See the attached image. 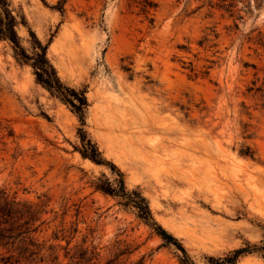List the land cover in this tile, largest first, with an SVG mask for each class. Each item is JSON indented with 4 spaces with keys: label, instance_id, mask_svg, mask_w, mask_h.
I'll return each instance as SVG.
<instances>
[{
    "label": "rangeland",
    "instance_id": "rangeland-1",
    "mask_svg": "<svg viewBox=\"0 0 264 264\" xmlns=\"http://www.w3.org/2000/svg\"><path fill=\"white\" fill-rule=\"evenodd\" d=\"M8 1L26 53L47 46L87 104L83 125L0 35V264H184L95 189L119 171L195 264L264 239V0ZM80 128L108 163L82 156Z\"/></svg>",
    "mask_w": 264,
    "mask_h": 264
},
{
    "label": "trees",
    "instance_id": "trees-1",
    "mask_svg": "<svg viewBox=\"0 0 264 264\" xmlns=\"http://www.w3.org/2000/svg\"><path fill=\"white\" fill-rule=\"evenodd\" d=\"M0 6L6 12V17L0 19V35L4 38L10 39L13 42L16 55L19 59L25 61L32 60L31 63L35 68L38 82L42 83L53 93L58 94L63 100L69 102L72 105L73 109L78 114L80 121L84 125L85 124L84 108L87 104L86 96L83 93H78L74 90H72V93L70 94L69 91L71 90H69V88L62 83L61 79L57 74L55 67L47 57V46H40L39 51H37V53H35L33 56H30L29 54L26 53L24 47L20 43V38L15 29L18 21L16 16L12 13V10L10 9L9 1L0 0ZM80 133L83 143V147H82L83 149L81 150L82 156L85 158H89L98 164L108 163L102 157V153L99 150L97 144L94 143L91 139H87L84 128H80ZM111 165L115 167L113 164ZM119 174L121 178L117 181L116 184L112 183L109 179L107 180L99 179V182H97L94 185L95 189L105 194L121 196L127 199L128 203L134 204V206L138 209L139 216L142 219H144L153 229H155V231L166 242L170 243L173 241L176 245H178V247L183 252V258H181V261L184 264H195L191 260L184 246L171 233H169L167 230L162 228V226L155 221L146 199L141 195L139 196L140 199H135L133 198V196H131V194L126 192L123 173L119 171ZM6 204H8V202ZM10 209H8L7 212L5 209H0V218H1L0 225H2L3 223H7V218H6L7 215L10 216V218H12V215L9 213ZM29 222L30 221L27 220L25 223L29 224ZM30 232H31L30 229L27 227L25 231H21L18 234L20 235L23 233L29 234ZM26 239H29L30 245H36V243L33 242V238L26 236V238L22 240L26 243ZM37 253L38 251H35L33 249L30 251L29 256L36 255ZM253 253L259 254L264 258V239L260 243L251 244L248 242L245 246L232 250L226 256L218 258L216 264H237L242 256ZM21 259H22L21 255L15 257L12 254L9 256H3L1 260L3 264H24L22 263Z\"/></svg>",
    "mask_w": 264,
    "mask_h": 264
},
{
    "label": "bare ground",
    "instance_id": "bare-ground-1",
    "mask_svg": "<svg viewBox=\"0 0 264 264\" xmlns=\"http://www.w3.org/2000/svg\"><path fill=\"white\" fill-rule=\"evenodd\" d=\"M92 164V163H91ZM249 258V257H248ZM255 258V257H254ZM246 259V258H245Z\"/></svg>",
    "mask_w": 264,
    "mask_h": 264
}]
</instances>
